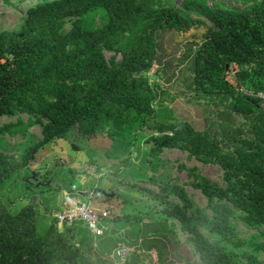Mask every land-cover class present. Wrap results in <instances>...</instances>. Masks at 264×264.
Listing matches in <instances>:
<instances>
[{"label":"trees","instance_id":"trees-1","mask_svg":"<svg viewBox=\"0 0 264 264\" xmlns=\"http://www.w3.org/2000/svg\"><path fill=\"white\" fill-rule=\"evenodd\" d=\"M231 1L35 0L28 5L19 27L0 30V117L25 113L26 124L40 126L41 137L19 160L0 151V186L37 149L56 139L76 145L102 139L104 155L122 163L138 131L147 128V164H154L152 159L165 148L179 149L204 164L218 165L222 183L195 166H180L191 178L190 186L205 196L206 207L201 208L182 185L161 173L157 179L151 175L148 180L157 182V193L139 191L161 215L146 221L116 215L114 228L154 249L158 260L167 251V261L191 264L192 251L175 236L176 221L200 263L262 264L264 0ZM99 12L103 23L90 24L88 16ZM198 25L205 32L185 53L190 88L207 107L218 110L221 134L203 130L188 113L177 114L166 106H160L161 113L155 110V92L144 74L156 60L159 31H187ZM105 51L112 56L107 58ZM18 124H23L18 117L2 124L0 133ZM168 195L180 203L167 200ZM39 213L32 200L16 212L0 205V264H52L53 245L66 242L38 233ZM233 218L255 232L241 237ZM65 251L68 262L80 256L77 247Z\"/></svg>","mask_w":264,"mask_h":264},{"label":"rangeland","instance_id":"rangeland-1","mask_svg":"<svg viewBox=\"0 0 264 264\" xmlns=\"http://www.w3.org/2000/svg\"><path fill=\"white\" fill-rule=\"evenodd\" d=\"M34 1L11 0V3L7 4L0 0V30L19 27L25 16V8ZM225 1L232 4L231 0ZM88 22L95 26L101 25L102 13H91ZM66 27L68 28V25ZM205 28L204 25H198L187 31H159L156 35L158 43L156 60L150 70L144 74L155 92L152 103L155 110L161 113L164 109L160 106H166L177 114L188 113L199 122L203 130H207L210 134L214 131L221 134L218 110L212 106L207 107L208 104L195 97L190 88L191 72L185 57L188 44L199 41ZM105 56L111 57L112 52L105 51ZM17 117L22 119L23 124L16 125L8 132L0 133V151L11 153L19 160L21 155L37 142L41 134L39 125L26 124L29 117L25 113L0 117V126L16 121ZM236 120L241 121L240 118ZM150 132L147 128L138 131V139L132 152L122 163L104 155L103 144L106 141L102 139L81 145L78 143L76 145L67 139H56L45 144L34 152L32 160L11 174L0 186V205L11 212H16L30 200L36 204L40 212L38 233L47 236L50 241L61 237L66 242L65 246L53 245L52 264H174L173 259L172 262L167 261V251H164L162 258L158 260L154 249L143 248L137 237H129L124 234L123 229H115L113 217L125 215L130 221L141 216L145 221L149 216L158 218L161 215L158 207L139 189L147 188L157 193V182H151L148 177L152 175L157 179L159 173L167 181L182 185L196 205L205 208V196L198 189L190 186L191 178L186 175L185 170L179 168L181 165L195 166L201 174L218 183H222V170L216 164H204L175 148H165L157 159H152L154 164H147L145 157L150 143L146 142L145 138ZM101 136L104 139L108 137L105 133ZM153 166L156 170H153ZM90 167L94 168L92 174L87 172ZM82 179H87L86 185L76 183ZM27 180L31 184H27ZM72 189L81 191L101 189L113 193L108 199L100 193L91 198L96 213L104 210L110 212L108 215L110 227L102 236L94 237L84 223L57 224L54 213L64 207L65 195ZM167 200L180 203L173 195H168ZM231 220L241 237H248L255 232L238 218ZM173 223L176 238L192 251L191 264H202L193 251L192 243L187 239L188 235L180 230L178 222L173 221ZM81 235L84 242L80 243ZM74 247H77L80 256L75 263L68 262L65 248L72 250ZM117 247L128 249L123 257L116 254ZM260 259L264 264V252L260 253Z\"/></svg>","mask_w":264,"mask_h":264},{"label":"built area","instance_id":"built-area-1","mask_svg":"<svg viewBox=\"0 0 264 264\" xmlns=\"http://www.w3.org/2000/svg\"><path fill=\"white\" fill-rule=\"evenodd\" d=\"M87 172L92 174L94 168L90 167ZM96 194H99L97 189H88L86 191L72 189L69 194L65 195L64 207L54 213L57 224L84 223L94 237L102 236L110 227L108 222L110 212L108 210H104L101 213L95 212L91 204V198ZM127 250L124 247H117L116 254L123 257Z\"/></svg>","mask_w":264,"mask_h":264},{"label":"water","instance_id":"water-1","mask_svg":"<svg viewBox=\"0 0 264 264\" xmlns=\"http://www.w3.org/2000/svg\"><path fill=\"white\" fill-rule=\"evenodd\" d=\"M97 191L100 193V194H103L104 196H107V197H111L113 196V193H107L101 189H97Z\"/></svg>","mask_w":264,"mask_h":264},{"label":"crops","instance_id":"crops-1","mask_svg":"<svg viewBox=\"0 0 264 264\" xmlns=\"http://www.w3.org/2000/svg\"><path fill=\"white\" fill-rule=\"evenodd\" d=\"M90 178V177H89ZM86 182H88L87 181V179H82V180H80V181H77L76 183H78V185H82V184H84V185H86L87 183ZM75 185V183L73 184V186ZM86 190V189H85Z\"/></svg>","mask_w":264,"mask_h":264}]
</instances>
